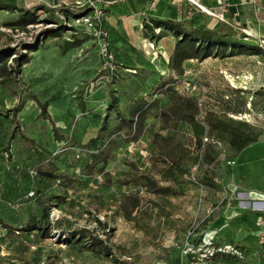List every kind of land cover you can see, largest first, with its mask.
<instances>
[{"label":"rangeland","instance_id":"rangeland-1","mask_svg":"<svg viewBox=\"0 0 264 264\" xmlns=\"http://www.w3.org/2000/svg\"><path fill=\"white\" fill-rule=\"evenodd\" d=\"M183 1L194 7L191 17H202L200 27H229L245 48L238 53L228 48L222 56L215 54L203 61L185 62L183 75L174 77L173 91L176 96L200 102L198 117L204 126L203 117L207 114L245 123L244 130L257 135L256 142L242 152L241 160L250 162L249 166L237 168L230 163L233 151L227 137L209 135L205 126L197 145L191 127L181 124L178 129L185 145L192 148L195 143L196 149H211V163L197 158V176L211 179L213 186L187 181L182 195L170 199L177 213L164 221L157 238L144 235L124 220L120 200L137 191L143 205L153 211V204L159 200L142 187L120 186L115 179L128 172L126 161L154 171L149 161L148 137L120 146L104 170L112 179L108 185L103 174L89 177L80 161H94L98 153V144L93 142L97 133L102 127L109 130L119 113L130 115L138 98L150 101L155 87L168 72L163 71L160 79L150 82L149 71L153 69L140 63L139 67L127 66V57L118 55L124 49L121 45H113L114 59L105 60L93 28L101 25L108 32L109 29L103 22L104 13L93 0H16L17 11L0 7V56L5 52L4 56L9 57L7 73L0 72L2 146L9 149L12 145L14 160H24L30 152L49 158L62 174L75 181L67 185L63 180L36 179L32 185L36 193L29 200L0 194V218L13 229L36 224L33 231L12 234L0 226V264H120L122 260L129 264H264V244H260L264 239V19L256 8L252 21L246 17L240 20L231 0H227L230 8L223 16L219 9L221 0H205V4L192 0L197 6ZM247 1L256 4V0ZM86 5L89 8L84 9ZM62 6L78 9L80 14L76 18L68 15L58 37L46 38L44 31L55 25L45 22L44 11H35L37 22L25 29L15 24L19 9ZM99 11L104 16L98 21ZM75 37L81 43L63 51L65 42L70 43ZM136 41L135 46L129 47L136 52L137 47L144 48L148 56L145 60L155 63L164 59L160 51L168 47L166 44L159 45L148 36ZM20 55L25 60L17 74L12 58ZM114 98L116 107L111 108ZM165 101L167 97L163 98ZM39 105H46L49 120L40 115ZM50 122L62 141L53 139ZM152 123L158 130V122ZM29 140L36 143V150L27 151ZM243 170L250 175L251 178L246 176L252 185L247 184L245 174L240 177ZM20 176L23 181L29 179L24 171ZM11 200L18 203V210L8 207ZM259 206L263 209L257 210ZM238 223L251 234L245 246L232 231ZM92 234L107 243L112 250L110 255L89 247ZM254 240L256 245H252ZM233 248L243 256L234 255Z\"/></svg>","mask_w":264,"mask_h":264},{"label":"trees","instance_id":"trees-1","mask_svg":"<svg viewBox=\"0 0 264 264\" xmlns=\"http://www.w3.org/2000/svg\"><path fill=\"white\" fill-rule=\"evenodd\" d=\"M0 7L10 12L18 10L16 0H7V3L0 1ZM87 8H89L88 5L84 9ZM35 11H44L45 22H52L55 25L52 30L44 31V33L48 34L46 38L58 37L61 34L64 24L67 23L68 15L76 18L80 14L78 9L75 10L73 7L66 6L58 9L47 7L34 10L19 9L15 24L22 29L35 24L37 22ZM197 24L198 22L193 21V19L186 22L180 19L178 21L167 20L162 23H153L144 27L146 36L155 40L161 39L165 31L173 32L174 46L168 58V75L160 79L154 93L151 94L152 98L150 101L143 97L138 98L134 102V108L130 115L126 116L119 113L109 130L102 127L93 141L98 144V153L94 156L92 163L80 159L82 169L86 171L89 177L103 174L107 179L108 185L112 179L104 170L116 155L120 146L134 143L142 136L148 137L150 144L149 161L154 171L142 169L135 163L126 161V165L129 167L128 172L122 177L115 179V181L120 186L134 185L142 187L151 196L159 200V202L153 204L155 209L153 211L152 208L143 205L141 195L135 191L123 195L119 204L124 220L134 224L135 228L144 235L154 239L157 238L159 228L164 221L169 220L170 217L177 213V207L170 199H177L182 195V186L187 182L186 177L189 167L198 158L197 150L199 147L191 151L181 140L182 134L178 129L181 124L191 127L198 140L197 145H199V141L204 134L205 126L209 135L217 138L227 137L233 156L238 155L257 140V135L252 136L244 130L247 128L245 123H239L232 119L226 120L217 115L207 114L203 117L205 126L202 125L198 117L197 100L175 95L174 87H172L175 82L174 77L183 75V64L185 62L192 60L203 61L213 57L215 54L216 56H222L228 48H230L231 52H244L245 46L242 45L239 39L234 37L231 28L221 26L217 29H208L203 26H197ZM155 29H159L158 34H155ZM109 42L112 48L113 44L110 40ZM80 43L81 41L75 37L70 43L65 42V46L62 49L65 51ZM261 47L264 49V46ZM4 53H2L3 56ZM1 56L0 72L4 75L7 73L6 63L9 57L5 55L2 58ZM24 60V55L12 58V61L16 64L17 74ZM164 97H167L166 103H163ZM116 102L117 99L114 98L110 107H116L114 105ZM39 109L40 115L49 120L50 116L46 111V105H39ZM152 120L158 122V130H154ZM50 124L53 139L57 142L62 141L63 137L58 135L54 123L50 122ZM29 142L27 151L36 150V143L32 140H29ZM11 146L9 149L7 146L4 148L0 139V194L9 193L22 200L36 179L42 182L63 180L67 185L74 183V179L62 174L54 161H49V158H43L38 153L33 155L30 152L27 153L28 155L24 160L18 158H16L18 160H14L11 154ZM201 157L208 163L213 161L212 151L209 146L202 150ZM22 171L26 172V177L27 175L29 177V179L27 178L28 180L23 181L20 176ZM29 171L36 173L33 183L29 176ZM197 183L203 186H213V181L207 178L199 179L197 177ZM34 192L36 193L35 189ZM9 203L17 202L11 200ZM6 222V220L0 218V226L4 228L7 234L17 233L19 230L30 232L36 229V224H30L22 229H13L10 223ZM91 237L92 241L89 247L104 251L106 255L111 254L112 250L110 247L97 234H92ZM120 264H129V262L122 260Z\"/></svg>","mask_w":264,"mask_h":264},{"label":"crops","instance_id":"crops-1","mask_svg":"<svg viewBox=\"0 0 264 264\" xmlns=\"http://www.w3.org/2000/svg\"><path fill=\"white\" fill-rule=\"evenodd\" d=\"M98 7L105 15L103 22L109 29L110 41L116 47L120 45L124 48L118 52V55L122 57L131 58V60L126 59L124 62L127 66L139 67V63L149 68L153 71H149V81L155 82V78L160 79L162 72H168L167 63L168 58L173 51L174 46V36L173 32L165 31L163 37L157 40L159 45H167L166 49L160 51L163 54L164 59L161 62H152L149 58L145 60L146 51L142 47H137L136 51L131 50L129 46H135L140 38L146 39V33L144 30L145 26H150L153 23H162L167 20L178 21L182 19L187 13H190L194 9L192 5H189L183 0H93ZM227 1V0H226ZM205 4V0H201ZM232 8L235 12H239L240 20H244L246 17L248 22L252 21L254 17L252 16L253 9L260 10V17L264 19V0H256V4H252L247 0H231ZM258 6V7H257ZM245 13V14H244ZM262 14V15H261ZM202 17L198 15L196 18L191 17L193 21H197L199 26L202 23ZM155 32L159 33V29H155ZM157 33V34H158ZM127 48V49H126ZM159 48V46H158ZM134 51V52H132ZM125 55V56H123ZM130 54L134 55L131 56ZM246 149V148H245ZM244 149V150H245ZM243 150V151H244ZM242 151V152H243ZM242 152L238 155L233 156L231 159V164H235L237 168L248 167L250 162H244L241 160ZM264 160V157H263ZM237 164V165H236ZM226 166L228 168L229 166ZM242 170V169H241ZM241 176L244 177L247 181V184L250 183V175L247 174L246 170L240 171ZM246 172V173H243ZM249 177H247V176ZM252 181V179H251ZM245 184V183H244ZM252 185V183H250ZM249 185V184H248ZM250 186V185H249ZM234 230V231H233ZM232 231L236 234L237 240L239 243L244 245L248 244L247 238L250 237V233L244 231V229L237 225L233 227ZM245 243V244H244ZM252 245H256V240L252 242ZM247 253V252H246Z\"/></svg>","mask_w":264,"mask_h":264},{"label":"built area","instance_id":"built-area-1","mask_svg":"<svg viewBox=\"0 0 264 264\" xmlns=\"http://www.w3.org/2000/svg\"><path fill=\"white\" fill-rule=\"evenodd\" d=\"M188 2H191L193 5H195V3L192 1V0H189ZM197 6V5H195ZM219 9H220V16H223L225 13H227V11L229 10L230 8V5L229 3L226 1V0H221L219 2ZM200 8V7H199ZM103 17V13L101 11L98 12V14L96 15V19L99 21L100 17ZM191 19V13H187L183 18L182 20L183 21H189ZM84 22L88 25V26H92V23L89 21V19H85ZM93 34L94 36L96 37V40L98 41V46L101 50V55L104 57L105 60H113L114 59V56H113V50L111 48V45H110V42H109V35H108V31H106L101 25L98 26L97 28H93ZM200 102L198 103V106H200ZM187 136H189L191 138L190 135L187 134ZM191 140H194V139H191ZM203 141L204 142H207L208 139L206 137L203 138ZM196 148L195 146V143H193V146L192 148H190L191 150H194ZM202 147L201 149H198L197 150V153H198V158H202L201 157V153H202ZM197 171H198V162L196 161L195 163H193V165L191 167H189V171H188V174H187V181L190 182V183H193L195 185H197ZM29 176L32 180V183H33V180L36 176V173L34 171H29ZM35 196V192H34V188L33 186H31L29 188V190L26 192L25 196H24V199L25 200H29V199H32L34 198ZM257 204H261V203H256L254 205H257ZM0 205H2V203L0 202ZM264 205V204H263ZM8 207L12 210H18L19 208V205L18 203H8ZM257 211V210H256ZM260 244H264V239L261 240V243ZM231 251L233 252L234 255H237L239 256L241 251L240 250H237L236 248H233L231 249ZM241 255L243 256V254L241 253Z\"/></svg>","mask_w":264,"mask_h":264},{"label":"bare ground","instance_id":"bare-ground-1","mask_svg":"<svg viewBox=\"0 0 264 264\" xmlns=\"http://www.w3.org/2000/svg\"><path fill=\"white\" fill-rule=\"evenodd\" d=\"M229 162H230V161H229ZM229 162H228V163H229ZM230 163H231V162H230ZM228 165H229V164H228ZM234 165H235V164H234ZM256 209L259 210V209H263V208H262L261 206H259V208H256Z\"/></svg>","mask_w":264,"mask_h":264}]
</instances>
